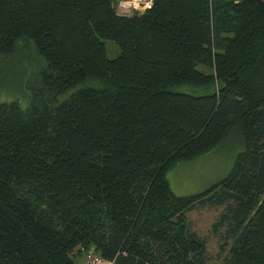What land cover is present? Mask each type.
Listing matches in <instances>:
<instances>
[{"label": "trees", "instance_id": "trees-1", "mask_svg": "<svg viewBox=\"0 0 264 264\" xmlns=\"http://www.w3.org/2000/svg\"><path fill=\"white\" fill-rule=\"evenodd\" d=\"M118 1L0 0V88L9 59L39 61L21 97L0 89V264H208L201 207H223L226 264H264V0ZM233 131L227 176L175 195L166 174Z\"/></svg>", "mask_w": 264, "mask_h": 264}, {"label": "rangeland", "instance_id": "rangeland-1", "mask_svg": "<svg viewBox=\"0 0 264 264\" xmlns=\"http://www.w3.org/2000/svg\"><path fill=\"white\" fill-rule=\"evenodd\" d=\"M105 46L109 59L118 57L119 49L114 43L105 41ZM38 64L39 61L35 56L31 55L30 57L28 53L24 52H20L19 55L9 59L3 71L6 77L0 89L4 88L6 95L21 97L20 94L24 82L34 74V69L32 68ZM197 69L203 71L200 67ZM183 90L194 95L206 93L205 90L189 87H185ZM241 151L242 146L239 145V136L237 132L233 131L212 152L200 156L191 162L181 163L169 171L166 174V178L171 191L177 196H187L202 192L227 176L238 153ZM222 213L223 207H201L187 214L190 228L206 239L208 264H226L225 259L228 258V248L226 247L225 250L221 251L219 249L218 236L212 233V225ZM224 230L225 228L223 227L220 232L223 233ZM90 250L92 249H80L83 254L82 264L85 261V254ZM78 264L80 263L78 262Z\"/></svg>", "mask_w": 264, "mask_h": 264}, {"label": "built area", "instance_id": "built-area-1", "mask_svg": "<svg viewBox=\"0 0 264 264\" xmlns=\"http://www.w3.org/2000/svg\"><path fill=\"white\" fill-rule=\"evenodd\" d=\"M152 6V0H119L116 5V11L120 15H129L132 10L144 11L150 9ZM105 263L102 259L93 251L90 250L85 254L84 264H102Z\"/></svg>", "mask_w": 264, "mask_h": 264}, {"label": "water", "instance_id": "water-1", "mask_svg": "<svg viewBox=\"0 0 264 264\" xmlns=\"http://www.w3.org/2000/svg\"><path fill=\"white\" fill-rule=\"evenodd\" d=\"M141 13L143 12V11H140ZM97 255L100 257V254L99 253H97Z\"/></svg>", "mask_w": 264, "mask_h": 264}, {"label": "crops", "instance_id": "crops-1", "mask_svg": "<svg viewBox=\"0 0 264 264\" xmlns=\"http://www.w3.org/2000/svg\"><path fill=\"white\" fill-rule=\"evenodd\" d=\"M134 11V10H133Z\"/></svg>", "mask_w": 264, "mask_h": 264}]
</instances>
